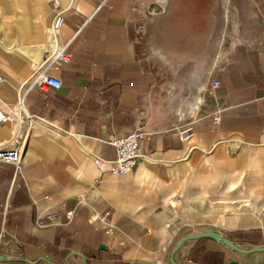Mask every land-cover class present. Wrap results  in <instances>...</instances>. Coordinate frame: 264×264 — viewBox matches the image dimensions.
Instances as JSON below:
<instances>
[{"label": "crops", "instance_id": "0c3cea01", "mask_svg": "<svg viewBox=\"0 0 264 264\" xmlns=\"http://www.w3.org/2000/svg\"><path fill=\"white\" fill-rule=\"evenodd\" d=\"M53 1L0 0V145L22 136L21 173L0 163V264H264V0H59L58 68ZM43 71L62 86L25 84ZM137 129L131 172L94 164ZM230 172L262 211L206 234L200 214L233 206L186 194L237 188Z\"/></svg>", "mask_w": 264, "mask_h": 264}, {"label": "built area", "instance_id": "2783aa9c", "mask_svg": "<svg viewBox=\"0 0 264 264\" xmlns=\"http://www.w3.org/2000/svg\"><path fill=\"white\" fill-rule=\"evenodd\" d=\"M55 14L49 28V34L55 40V46L52 56L49 58L47 65L56 68L67 65L71 61V54L67 52V46H61L56 42V38L65 23V10L62 8L59 0H54ZM5 78L0 72V85L4 82ZM29 86H38L41 89L54 88L59 89L62 86V80L57 76L41 72L33 80L25 82ZM215 86L219 85V81L214 82ZM221 117L216 114L214 121H220ZM12 120V115L6 113L0 107V122L6 123ZM178 138L182 142H188L194 136V125L191 123L184 124L177 129ZM146 133L137 129L122 138H114L110 141L111 145L115 147L116 155L114 158H102L96 156L94 164L101 170L108 172L112 175H125L131 172L140 158V141L144 139ZM22 136L19 132H15L6 144L0 145V163L11 164L15 168V173L20 174L22 168ZM72 215V212L69 213ZM108 235L118 236L119 233L113 228H109L105 232Z\"/></svg>", "mask_w": 264, "mask_h": 264}, {"label": "rangeland", "instance_id": "374dc122", "mask_svg": "<svg viewBox=\"0 0 264 264\" xmlns=\"http://www.w3.org/2000/svg\"><path fill=\"white\" fill-rule=\"evenodd\" d=\"M12 14L10 13H3L2 17H3V21H10L12 16ZM14 16V14H13ZM22 20L21 17L19 19V25H22ZM20 30V28H19ZM27 32L29 30H27L26 28L24 30H20ZM229 177H231L234 180H238V186L237 188H234L232 190L230 189H224L222 191H219L217 189H211L209 190H205V191H199L198 189H196L193 193L189 192L186 195L190 198L193 195L204 198L206 200V198L212 197V198H217L220 197L224 200H226L228 202L229 205L233 206L232 208H224V207H213L212 208H217L215 210L209 211L208 214H202L201 212V216H203L206 220V224L204 227H206V231H204V233H219L218 230L214 229L213 227H215L214 225H218L220 223L224 222V218L227 217L229 218L232 214H236L239 213L241 211H255V212H261L262 210V206L260 204V198L259 196L256 194V190L259 187L260 183L259 182H251V180H249L250 178L247 177V175H244L243 177H241V175L239 173H234V172H230L227 174ZM228 177V178H229ZM229 184V183H228ZM228 186V185H227ZM251 196L252 198H254V201L256 200L257 204H253L251 198L249 197ZM187 197V198H188ZM226 197V198H224ZM238 197H242L241 200H238L237 202H242L241 204H236L237 202L233 199L238 198ZM246 199H250V203L251 204H247L245 203ZM218 208H221V210H219ZM232 212V213H231Z\"/></svg>", "mask_w": 264, "mask_h": 264}, {"label": "water", "instance_id": "95a60500", "mask_svg": "<svg viewBox=\"0 0 264 264\" xmlns=\"http://www.w3.org/2000/svg\"><path fill=\"white\" fill-rule=\"evenodd\" d=\"M206 234H209V233H206ZM209 235L220 237L219 233H212V234H209ZM2 259H4L3 256H0V260H2Z\"/></svg>", "mask_w": 264, "mask_h": 264}, {"label": "bare ground", "instance_id": "6f19581e", "mask_svg": "<svg viewBox=\"0 0 264 264\" xmlns=\"http://www.w3.org/2000/svg\"><path fill=\"white\" fill-rule=\"evenodd\" d=\"M55 42L52 43V45H54Z\"/></svg>", "mask_w": 264, "mask_h": 264}]
</instances>
